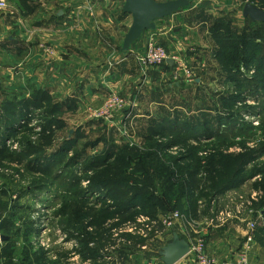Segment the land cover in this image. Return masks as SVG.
Returning <instances> with one entry per match:
<instances>
[{
  "label": "rangeland",
  "instance_id": "rangeland-1",
  "mask_svg": "<svg viewBox=\"0 0 264 264\" xmlns=\"http://www.w3.org/2000/svg\"><path fill=\"white\" fill-rule=\"evenodd\" d=\"M97 1L99 3L103 2V4L99 5ZM105 1L111 3L116 1L117 6L114 7L117 8L115 10L118 13L121 12L124 0H90L89 6L86 7L88 9L87 13L93 16L95 11L100 12L98 7H101L100 9L111 7ZM155 1L165 2L168 0ZM216 2L219 1L190 0L188 6L179 9L175 14L181 13L180 15L183 18H180V20L184 22L194 21L192 24L193 26L196 24V28L192 24L187 23V25L193 29L192 35H199L201 38L204 36L205 30L208 33L205 37H211L210 28L216 20L220 19L230 22L233 27L238 29L239 26L235 25L236 20H234L233 15L238 12V9H242L243 4H240L239 8L233 7L234 9L230 12L211 11L212 14L209 15L216 18L207 19L206 25L195 23L199 20L198 15L199 18L204 16L203 9L211 7ZM52 5L56 7V5ZM58 8L61 7L53 9L54 17L58 12H56ZM251 30L255 31L256 43H259L263 49L264 27L258 26L257 29L252 28ZM121 45H118L117 50L121 49ZM49 50L51 51V49ZM51 53L53 52L51 51ZM240 72L249 79L252 77L254 70L249 71L243 68ZM215 74L211 73L208 79H203L206 82L204 81V84H201L200 87H197L195 83H185L192 86L191 88L185 87V84L175 87L176 83L173 81L163 84L164 89L173 91V93L167 94L166 98L162 99L164 101H161L162 104L166 103L168 106V109L165 110L168 114L161 112L158 114L159 103L155 105L144 104L140 107V111L148 118L144 117L145 122L143 124L134 122L131 126L130 123L126 125L124 122H119V124L110 127L112 124L105 122V120L90 118L88 109H98L103 102L96 108H88L81 117L70 119L76 125L81 123L86 126L88 121L96 122L91 128H89L90 126L86 127L84 130L86 133L85 138L77 141L75 149L66 154V157L54 158L53 161L56 164L53 166L50 176L40 175L26 170L24 166L16 165L10 166L8 170H0V264H87L88 262L90 264H121L116 249L119 245L122 246V243L118 240H116L114 246H107L106 250L100 251L98 249V256L94 257L97 247L91 236L94 229L87 226V223L91 222L87 213L90 208L98 211L104 205L112 206L113 202L106 197L107 192L104 187L93 188L92 180L95 172L92 165L94 164L89 159L90 157L100 158L103 156L106 158V160L97 163L96 167L99 170L116 159L120 153L124 152L126 147L136 149L139 154L145 153L151 148L148 144L153 142L145 130L149 118L157 117L158 121L152 124H160V131L162 130L161 132L164 134L154 139L157 143L171 144L169 141L177 138V134H166L174 127L181 130L184 133L183 135L192 137L189 140L178 136V139H182V141L179 142L177 139L178 143L173 144L172 148L166 152L167 155L173 157L172 160L181 159L186 155H189L186 158L191 159L196 153L198 157L205 159L213 153L220 152L229 156L227 157L228 166L233 169V167L236 168V163L240 161L241 157L251 153L258 155L244 167L249 176L255 174V177L248 178L249 180L244 184L236 187L243 186L239 194L234 195L242 196L243 200H247L256 193L258 196L254 198L255 201L250 204V208L259 205L264 206V192L262 189L264 183L261 182L264 178V154L259 155L264 147V135L262 130L259 129L260 126L264 127V93L251 91L249 96L244 94L238 96L234 86L226 79L223 78L216 82L217 74ZM169 84H172V89L168 88ZM6 90L9 89H0V105L4 101L3 92H7L6 94L10 92ZM119 95L124 98L127 107L131 104V101L137 99L136 97V99L127 101V97ZM129 113L130 109H125L122 112L126 121ZM111 128L119 131L114 132ZM76 129L75 126H71L70 129L59 131L57 133L58 141L60 143L66 141ZM210 135L211 139H207L206 137ZM134 136H136V139H132ZM173 137L175 138L173 139ZM195 138H199V140L197 141ZM196 149L197 152L192 154L193 151L191 150ZM214 149H217V151L214 152ZM53 151L49 150L48 153H53ZM75 151L81 154L71 161L70 159L75 158ZM112 153L116 157L109 156ZM119 166L125 171V174H112L109 175L108 179L114 176V178L122 180L128 175L126 171L128 173L133 170V165L128 166L123 161H120ZM166 168V165H161L162 170L151 168L149 172L155 180H160ZM178 176L180 177L181 174ZM105 178L106 175L104 174L97 177V179ZM143 182L144 180H139L140 184H143ZM156 185L157 188L159 182ZM237 196L231 198L233 202L229 199V202L223 205L221 211L234 209L238 205V202H234ZM99 199H103V201L101 202ZM79 201L82 202L79 203ZM201 201L203 202L202 206L206 205L205 199ZM254 203L256 204L254 205ZM135 205L137 206L134 209L136 213L145 212L149 207L142 199H138ZM144 205H147V208H144ZM126 226L121 227L118 231H112L113 238L119 239L118 236L121 233H128ZM138 230L139 227L134 233L135 236H139ZM151 242L152 240L149 241L150 245L154 243ZM149 244L137 249L134 256H129L127 264H146V255L149 251L153 253V249L150 248ZM161 245H156V247L161 249ZM122 247L125 250L124 246ZM162 251L163 248L160 252Z\"/></svg>",
  "mask_w": 264,
  "mask_h": 264
},
{
  "label": "crops",
  "instance_id": "crops-1",
  "mask_svg": "<svg viewBox=\"0 0 264 264\" xmlns=\"http://www.w3.org/2000/svg\"><path fill=\"white\" fill-rule=\"evenodd\" d=\"M31 1L36 8L30 14H26L18 0L7 2L16 12L0 10V89L16 90L25 96H28L32 88L47 90L54 101L61 105L62 118L66 124L63 130L75 126L76 131L79 130V133L86 136L84 130L89 126L91 128L96 121H88L85 126L81 123L76 125L70 119L81 117L90 107L100 106L109 91L127 97V101L137 97L125 108L130 109L127 121L120 113L110 127L119 122L126 125L130 123L131 126L134 122L143 124L145 115L140 111V107L144 104L159 103L158 114H168L165 111L168 106L161 101H164L162 99L166 98L167 94L173 93L163 86L172 81L173 61L169 60V68L146 69L135 59L143 43L150 39L158 40L168 51L170 58L177 54L188 63L196 77L194 83L197 87L204 84L203 79H208L211 73L217 74L216 82L224 78L214 57L216 46L212 38L205 37L208 34L206 30L202 38L192 35L193 29L189 28L187 23L191 25L194 21L189 23L180 20L183 18L181 13L155 21L154 30L145 31L128 51H122V45L121 49L117 50L118 45L123 43L125 33L132 22L131 16L123 12V4L121 12L118 13L115 10L117 7H114L117 2L107 1L111 7H98L100 12L95 11L91 16L86 8V2L90 0ZM218 1L203 9L204 16L199 18L198 15L199 20L195 23L206 25L207 19L216 18L209 15L212 14L211 11L230 12L233 7L239 8L242 4L240 0ZM52 4L61 7L56 10L58 12L55 17L53 9L56 7ZM97 4L102 5L103 2L97 1ZM233 16L238 29L246 24L247 20L242 16L241 8ZM203 17L205 18L202 19ZM193 27L196 28V24ZM42 47L51 49L54 55L47 56ZM180 84L185 82L176 83L175 87ZM168 88L172 89V84H169ZM156 118H149L146 122L147 134L149 128L154 127L153 124L158 121ZM132 139H136V136ZM242 188L243 186L218 196L208 210L198 207L199 216L195 219V232L184 223H178L169 234L155 237L152 245L148 243L153 253L149 251L146 255V264H164L160 250L172 242L174 235L187 244L195 236L201 237L205 240L207 254L216 264H235L237 251L246 235L245 221L256 219L257 212L262 211L264 206H255L251 209L252 213L245 211L243 221L234 219L224 225L211 227L208 220L212 217L211 211H221L223 205L229 202V197L239 194ZM262 215L263 221L258 223V227L264 230V211ZM159 244H162L161 249L156 247ZM175 264L194 263L183 258ZM249 264H264V240L254 242L249 253Z\"/></svg>",
  "mask_w": 264,
  "mask_h": 264
},
{
  "label": "trees",
  "instance_id": "trees-1",
  "mask_svg": "<svg viewBox=\"0 0 264 264\" xmlns=\"http://www.w3.org/2000/svg\"><path fill=\"white\" fill-rule=\"evenodd\" d=\"M18 1L26 14L32 13L36 8L31 0ZM240 1L243 5L249 3L264 10V0ZM246 20V25L241 30L221 19L216 20L210 28L211 37L216 46L214 57L219 65L220 73L227 82L234 86L238 96L243 94L249 96L251 91L264 93V48L262 49L261 45L256 43L255 31L251 30L252 28L257 29L258 26L264 27V23H252L248 19ZM166 67L169 68V64ZM243 68L249 71L253 69L252 77L248 79L242 74L240 70ZM6 91H10V95L4 91V101L0 105V170H8L10 166L16 165L24 166L26 170L40 175L50 176L53 166L56 164L53 161L54 158L66 157V154L75 149L77 141L84 139L85 136L78 130L66 141L62 143L58 141L57 133L63 130L66 124L62 118L61 105L54 101L47 90L32 88L28 96L14 90ZM159 125H154L148 130V135L153 140L151 144H148L151 148L144 149L148 153L146 151L139 154L136 149L126 147L116 159L99 170L96 167L97 163L106 160V158L103 156L100 158L90 157L89 159L94 164L92 165L95 172L92 180L93 188L104 187L107 192L106 197L113 202L112 206L104 205L98 211L90 208V211L86 212L91 220L87 226L94 229L93 235H91L93 243L97 247L94 257L98 256V249L106 250L107 246H114L118 240L125 248L123 250V247L119 245L116 249L118 257H120L121 264H127L129 256H134V252L147 245L150 240L155 241L157 234H161V236L169 234L161 224L162 217L177 211L187 221H195L199 216L198 203L202 202L201 200L205 199L206 205L203 207L208 210L210 204L218 196L236 189L239 185L255 177V174L249 176L244 168L247 163L258 157L253 153L241 157L240 161L236 163L237 166L235 165L236 168L233 167V169L228 166L227 157L229 156L220 152L213 153L203 159L198 157L197 153L194 154L197 152L196 149L191 150L194 154L191 159L186 158L189 157L186 155L183 157L184 159L172 160L173 157L167 155L166 152L172 148L173 144L178 143V136L189 140L192 137L183 135L181 130L174 127L166 134H177V138L173 137L175 139L169 141L171 144L157 143L154 139L164 135L162 130L160 131ZM259 129L264 135V127L260 126ZM206 138L211 139V135ZM182 139H178L179 142ZM195 139L199 140V138ZM9 141L11 143H8ZM49 150L54 151L48 153ZM216 151L217 149H214V152ZM80 154L75 151V158L70 160H75L76 156L78 157ZM263 154L264 147L259 155ZM109 156L116 157L114 153ZM134 159L136 161H133ZM120 161L128 166L133 165V170L128 173L126 171L128 175L122 180L116 179L114 176L108 179L112 174H125V171L119 166ZM161 165L167 166L166 171L160 180H155L149 169L156 168L160 171L162 170ZM103 174L106 175L105 179H97ZM179 174H181L180 177ZM139 180H144L143 184H140ZM157 182L159 185L156 188ZM261 182L264 183V178ZM262 189L264 192V186ZM138 199H142L145 204H148V208L147 205H144V208H147L145 212H134L137 207L135 202ZM99 201L102 202L103 199H99ZM137 216L147 218L149 222L155 223L147 238H141L132 233H121L118 236L119 239L113 238L111 232L118 231L123 226L134 224L136 227H140L136 222ZM263 237L264 230L256 225L254 240H264Z\"/></svg>",
  "mask_w": 264,
  "mask_h": 264
},
{
  "label": "built area",
  "instance_id": "built-area-1",
  "mask_svg": "<svg viewBox=\"0 0 264 264\" xmlns=\"http://www.w3.org/2000/svg\"><path fill=\"white\" fill-rule=\"evenodd\" d=\"M210 1V0H208ZM8 0H0V10H10L16 12V10L10 6ZM89 6V2H86ZM86 6V7H87ZM47 56H52L53 53L49 49L42 47ZM53 52V51H52ZM135 59L142 68H159L166 67L169 60L173 61L174 69L171 74V79L174 83L185 82L188 84H193L196 77L191 70L188 63H186L179 55L175 54L170 58L168 51L161 45L158 40L150 39L147 43H143L142 48L136 53ZM126 101L119 94L114 92H108L106 97H104L102 105L98 109H88L89 117L92 119H102L105 122L113 123L114 118L122 113L126 108ZM237 195L232 194L229 199L232 201V197ZM257 194L254 193L250 199L243 200L242 196H237L234 202H238V205L234 209L219 211L215 213L211 211V216L208 220V225L221 226L226 224L230 220H241L245 219L244 212L252 213V208L250 204L255 201ZM233 202V201H232ZM199 207H203L202 202H199ZM263 211L257 212V217L254 220H246V235L244 236V241L236 254L235 264H249V253L254 245V232L256 225L263 221ZM140 225L138 230V235L142 238H147L150 231L153 230L155 223L149 222L147 218L140 217L137 221ZM178 223H184L187 227L191 228L194 232L197 230V223L194 220L187 221L180 213L177 211L170 212L168 215L161 218V224L164 229L169 232L172 231ZM126 231L128 233L134 234L137 227L133 225H127ZM161 234H157L160 236ZM156 236V237H157ZM190 260L194 264H216L215 260L212 259L206 252L205 240L201 237L195 236L188 241V253L183 257ZM87 264H90L89 262Z\"/></svg>",
  "mask_w": 264,
  "mask_h": 264
},
{
  "label": "water",
  "instance_id": "water-1",
  "mask_svg": "<svg viewBox=\"0 0 264 264\" xmlns=\"http://www.w3.org/2000/svg\"><path fill=\"white\" fill-rule=\"evenodd\" d=\"M190 0H124L123 12L131 16V25L124 36L122 51H128L145 31L155 29V21L169 17L179 9L185 8ZM60 14V13H59ZM242 16L252 23H264V10L249 3L242 7ZM188 253V244L174 235L172 242L161 252L164 264H175Z\"/></svg>",
  "mask_w": 264,
  "mask_h": 264
}]
</instances>
